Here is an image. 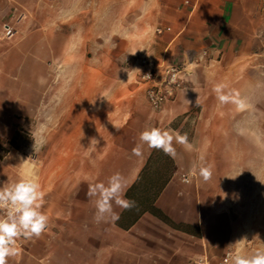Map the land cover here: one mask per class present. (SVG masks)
Listing matches in <instances>:
<instances>
[{
	"label": "rangeland",
	"instance_id": "374dc122",
	"mask_svg": "<svg viewBox=\"0 0 264 264\" xmlns=\"http://www.w3.org/2000/svg\"><path fill=\"white\" fill-rule=\"evenodd\" d=\"M177 3L183 0H0V187L34 172L44 193L41 211L49 217L44 238L18 240L20 253L39 254L43 243L50 249L46 264L79 263L75 255L64 260L60 213L88 198V187L76 181L90 180L97 171V159L81 161L76 152L96 156L106 144L101 138L96 145L76 144V122L109 121L117 135L122 124L146 120L143 59L161 57L170 38L167 27L178 22L170 8ZM234 28L222 33L236 42L231 48L211 49L203 40L198 44L205 48H186L173 41L164 54L187 71L180 88L189 94L177 117L189 122L179 131L194 137L198 161L211 166V189L239 220L231 234L236 242L219 247L214 238L209 254L176 264H231L229 253L237 249L242 255L263 249L264 22L242 38ZM218 83L238 91L249 107L220 105L213 91ZM97 132L106 136L107 128ZM41 137L45 143L34 151ZM256 235L258 241H247ZM169 259L159 255L153 264ZM19 263L32 264V256H20Z\"/></svg>",
	"mask_w": 264,
	"mask_h": 264
},
{
	"label": "crops",
	"instance_id": "0c3cea01",
	"mask_svg": "<svg viewBox=\"0 0 264 264\" xmlns=\"http://www.w3.org/2000/svg\"><path fill=\"white\" fill-rule=\"evenodd\" d=\"M170 8L178 22L169 27L167 35L170 38L161 55L173 41L174 46L181 44L186 48H205L208 44L212 45L211 49L219 44L221 48H231L236 42L229 41L223 32L235 27L237 36L242 38L243 33L255 32L264 22L263 0H183V4L177 3ZM200 40L206 45L198 44ZM188 94L187 88H180L173 100L164 101L156 109L146 100V120L140 125L122 124L117 135L110 129L112 123L109 121L101 126L93 120L76 122V144H91L93 139L99 143L100 138L106 144L96 156L92 153L85 157L82 149L76 152V158L81 161L97 159L94 177L81 179L80 183L76 181V186L107 184L108 178L119 172L127 182L124 198L135 201L136 206L124 210L113 203L119 220L109 219L99 224L93 222L94 197L82 199L81 205L65 206L59 225V245L64 250L65 261L75 255L80 258L75 264H142L147 259L153 264L154 258L160 255L169 257V264H176L175 261L183 263L190 256L209 254L214 238L219 247L236 242L231 234L239 220L228 202L217 195V190L211 189L208 181L181 182L182 174L188 175L194 164L197 169L202 166L194 146L189 151L174 140L175 157L147 145H143L140 156L132 152L146 127L180 132L182 123L189 120L187 116L177 117V112ZM100 127L107 128L106 136H98ZM188 141L194 145V137L188 136ZM44 235L41 236L44 238ZM257 239L256 235L247 241ZM259 240L264 241V238ZM40 246L39 254L19 251L9 258L11 264H22L20 256H32V264H46L50 249L43 243ZM262 247L264 249V242Z\"/></svg>",
	"mask_w": 264,
	"mask_h": 264
},
{
	"label": "clouds",
	"instance_id": "9594fccd",
	"mask_svg": "<svg viewBox=\"0 0 264 264\" xmlns=\"http://www.w3.org/2000/svg\"><path fill=\"white\" fill-rule=\"evenodd\" d=\"M172 79L175 82V76ZM39 82L44 83L43 77ZM226 89L228 85L225 83H218L213 89L220 105L232 103L236 105L237 110L249 107L238 91H225ZM198 103L199 99L196 101V104ZM239 131L242 132L243 129ZM174 140L183 145L186 150L191 151L193 148L188 141L187 133L181 134L171 129L146 127L139 134L140 142L132 149V152L140 156L143 145H147L150 149L161 150L165 155L175 157ZM44 143L45 140L42 137L34 140V151L39 150ZM96 143L95 139L91 141V145H96ZM200 159L203 160V157ZM211 175V166H201L197 169L194 164L188 175L181 178V182L191 184L193 179H202L206 182ZM235 178L236 176L232 179ZM126 186V179L119 172L110 176L107 184L104 182L89 184L87 196L95 198L94 223L107 222L109 219L112 222L119 220V214L113 210V203L124 210H131L136 206L135 201L124 198ZM43 197L39 178L34 172L28 175L21 174L17 182L0 187V210L4 213L0 215V264H8V258L19 254L18 240L21 237L24 239L39 238L48 228L49 217L41 211ZM229 259L231 264H264V249L257 250L252 255H242L237 249L234 254L229 253Z\"/></svg>",
	"mask_w": 264,
	"mask_h": 264
},
{
	"label": "built area",
	"instance_id": "2783aa9c",
	"mask_svg": "<svg viewBox=\"0 0 264 264\" xmlns=\"http://www.w3.org/2000/svg\"><path fill=\"white\" fill-rule=\"evenodd\" d=\"M21 14L23 13L20 12ZM161 31V28H157V32ZM11 34L10 31L8 35ZM206 52V49L202 50L203 54ZM143 61L145 62V69L140 75V82L144 84V93L149 106L156 109L164 101L174 99L187 71H185V67H179L170 62L164 54L159 59H143ZM173 76H175V82H173ZM185 176L187 175L182 174V177Z\"/></svg>",
	"mask_w": 264,
	"mask_h": 264
}]
</instances>
